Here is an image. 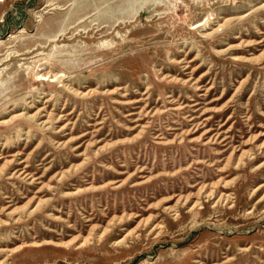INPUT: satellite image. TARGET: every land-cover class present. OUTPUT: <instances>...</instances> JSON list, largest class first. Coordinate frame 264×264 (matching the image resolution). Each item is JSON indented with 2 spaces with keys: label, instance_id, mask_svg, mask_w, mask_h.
<instances>
[{
  "label": "rangeland",
  "instance_id": "1",
  "mask_svg": "<svg viewBox=\"0 0 264 264\" xmlns=\"http://www.w3.org/2000/svg\"><path fill=\"white\" fill-rule=\"evenodd\" d=\"M263 142L264 0H0L2 264H264Z\"/></svg>",
  "mask_w": 264,
  "mask_h": 264
},
{
  "label": "bare ground",
  "instance_id": "2",
  "mask_svg": "<svg viewBox=\"0 0 264 264\" xmlns=\"http://www.w3.org/2000/svg\"><path fill=\"white\" fill-rule=\"evenodd\" d=\"M224 8V7H223ZM227 12V11H226ZM220 14V13H219ZM231 15V14H230ZM205 19V18H204ZM209 19V18H208ZM221 20V19H220ZM203 21V20H202ZM219 26H222L221 24L219 25ZM208 30V29H207ZM246 42V41H245ZM244 42V43H245ZM221 50H223V49H221ZM227 50V49H226ZM238 55V54H237ZM236 56V55H235ZM248 56V55H247ZM46 62V61H45ZM41 67V66H40ZM42 75L44 76L43 78L41 77V80L42 79H47V76H48V73H42ZM56 75V74H55ZM56 77V76H55ZM52 78V77H51ZM169 78V77H168ZM73 79V78H72ZM186 79V78H185ZM39 80V79H38ZM54 80V79H53ZM66 82V81H65ZM75 82V81H74ZM69 83V82H68ZM70 85V84H69ZM98 89V88H97ZM103 90V89H102ZM75 91V90H74ZM79 91V90H78ZM46 96V95H45ZM44 96V97H45ZM113 98V97H112ZM60 100V99H59ZM30 103V102H29ZM150 104V103H149ZM11 105V104H10ZM44 105V104H43ZM11 107V106H10ZM37 107V106H36ZM18 109V108H17ZM38 110V109H37ZM162 110V109H161ZM15 112V111H14ZM34 112V111H33ZM51 113V112H50ZM30 114V113H29ZM58 116V115H57ZM39 119V118H38ZM44 122V121H43ZM209 124V123H208ZM209 126V125H208ZM25 127V126H24ZM59 128V127H58ZM66 129V128H65ZM188 130V129H187ZM215 139V138H214ZM259 141V140H258ZM264 143V142H263ZM103 145V144H102ZM11 147V146H10ZM261 148V147H260ZM219 150V149H218ZM251 152V151H250ZM253 154H251V156H252ZM2 157V156H1ZM0 157V158H1ZM242 159V158H241ZM243 160V159H242ZM245 161V160H244ZM82 163V162H81ZM76 166V165H75ZM110 166V165H109ZM24 167H27V165L26 166H24ZM20 169V168H19ZM27 170L28 169H26V168H22L21 170H19V171H21L20 172V174H24V173H26L27 172ZM10 173V172H9ZM63 173V172H62ZM28 174V173H27ZM11 175V174H10ZM59 177H60V175H59ZM41 179V178H40ZM20 181V180H19ZM225 183V182H224ZM30 185V184H29ZM49 185H52V184H49ZM118 185V184H117ZM19 186V185H18ZM257 187V186H256ZM81 188V187H80ZM79 189V188H78ZM77 189V190H78ZM196 189V188H195ZM213 189V188H212ZM76 190V189H75ZM76 190V191H77ZM206 190H208V189H206ZM214 190V189H213ZM264 190V189H263ZM212 191V190H211ZM210 191V192H211ZM226 191V190H225ZM219 192V191H218ZM206 193H208V191L206 192ZM212 193V192H211ZM214 193V192H213ZM227 193V192H226ZM227 196L229 197V194H227ZM221 197V196H220ZM24 198V197H23ZM225 198H226V196H225ZM199 200V199H198ZM225 200V199H224ZM30 201V200H29ZM29 201H28V203H29ZM39 201V200H38ZM183 201V200H182ZM40 202V201H39ZM184 202V201H183ZM225 202V201H224ZM194 204V203H193ZM26 205V204H25ZM22 206H24V205H22ZM192 206V205H191ZM190 206V207H191ZM201 206V205H200ZM20 208V207H19ZM33 208V207H32ZM14 210V209H13ZM57 215V214H56ZM176 215V214H175ZM19 216H20V214H19ZM123 216V215H122ZM122 218V217H121ZM120 218V219H121ZM146 221H147V219H146ZM158 226H159V224H158ZM110 227L108 226V227H106L104 230H103V232H102V234H101V236L109 229ZM130 229V228H129ZM100 236V235H99ZM99 239V238H98ZM88 240V238H85V240L82 242V243H85L86 241ZM92 240V239H91ZM60 242V241H59ZM62 243V242H61ZM4 248V247H3ZM3 263V261H1L0 262V264H2Z\"/></svg>",
  "mask_w": 264,
  "mask_h": 264
}]
</instances>
